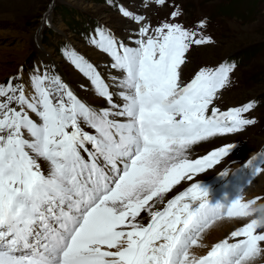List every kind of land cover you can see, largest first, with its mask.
Instances as JSON below:
<instances>
[{
    "label": "snow or ice",
    "instance_id": "obj_1",
    "mask_svg": "<svg viewBox=\"0 0 264 264\" xmlns=\"http://www.w3.org/2000/svg\"><path fill=\"white\" fill-rule=\"evenodd\" d=\"M98 34L94 42L122 73V105L91 64L69 58L116 111L96 110L48 74H34L30 91L0 84V264H251L264 252V215L233 231L235 242L203 256L193 249L206 247L217 221L253 216L255 200L243 202L242 192L213 198L202 183L167 198L232 148L190 159L193 145L256 123L244 116L252 103L210 111L235 65L201 69L185 83L186 53L211 38L168 23L152 35L142 27L134 48Z\"/></svg>",
    "mask_w": 264,
    "mask_h": 264
},
{
    "label": "rangeland",
    "instance_id": "obj_2",
    "mask_svg": "<svg viewBox=\"0 0 264 264\" xmlns=\"http://www.w3.org/2000/svg\"><path fill=\"white\" fill-rule=\"evenodd\" d=\"M145 3L142 0H0V68H9L6 76H3L4 79H9L8 75L12 74L13 82L17 83L19 75L23 73L22 80L27 84L34 74H45V61L41 60L38 53L43 49L42 58L54 64L57 74L48 75L56 76L61 81L65 78L77 80L81 85L80 81L83 79L78 72H82L69 58V54L74 53L85 61L90 58L86 61L89 64H102L108 53L94 42L100 38L98 31H103L123 45L129 44L134 48L138 46L136 41L141 39L139 32L142 27L147 26L149 35H152L156 28L165 23L178 24L194 32L197 38L208 37L213 41L210 44H193L190 47L186 53L185 65L181 69L182 81L190 82L201 69L214 70L224 64L235 65L234 71L229 74V83L217 93L214 106L220 111H228L245 107L249 103L254 105L250 112L244 114L246 118L256 121L254 125L237 133L211 138L213 142L199 143L201 152L232 146L230 153L203 172L201 177L215 175L209 183L213 184L218 177L232 168L223 171L234 161H239V165L244 161H247L246 164L251 163V171L253 167L264 168V149L261 151L264 145V0H166L163 6L153 0H145ZM121 9L127 10L133 17H143V22L136 23L132 17L124 16ZM177 11L179 15L173 18L172 14ZM201 22L204 23L203 28L199 26ZM14 50H22L21 53H24L20 60L12 59L14 55L11 53ZM7 59L12 61L3 62ZM22 65L23 72H19L17 68L21 69ZM112 68L110 64L106 73L111 72ZM107 77L111 89L118 93L112 76ZM30 90L29 85L28 91ZM80 92L82 90L75 94L83 97ZM114 98L115 96L113 101ZM196 145L192 146L189 153H199L194 150ZM194 154H190L189 158L195 156ZM246 168L247 166L240 169L242 178L250 171ZM253 175L257 177L250 179V184L241 191L244 190L243 202L250 197L249 202L255 200L252 208L256 210L257 219L264 215V169L259 173L253 172L248 179ZM235 182L242 183L237 178L233 180ZM185 184L186 181L182 183V187ZM227 188L231 193V187ZM228 219L230 218L216 223ZM234 219L243 227V222L246 225L254 219V215ZM214 225L204 234V245L207 244L204 239L208 234L211 237V231L216 227ZM241 226L232 228L230 232L240 229ZM223 239L226 237L222 241ZM203 250L206 253L209 251L207 247H197L193 252L200 255ZM262 258L264 259V252L256 256L254 261ZM260 264H264V260Z\"/></svg>",
    "mask_w": 264,
    "mask_h": 264
},
{
    "label": "bare ground",
    "instance_id": "obj_3",
    "mask_svg": "<svg viewBox=\"0 0 264 264\" xmlns=\"http://www.w3.org/2000/svg\"><path fill=\"white\" fill-rule=\"evenodd\" d=\"M144 1L145 3V0H142ZM146 4V3H145ZM31 46V45H30ZM22 51V50H21ZM21 51L19 50H14V52H12L11 54L14 55V57H12V59L14 60H20L22 58V55L24 54L23 52L21 53ZM41 51V50H40ZM42 52L44 53V50L42 49L41 51V54ZM46 53V52H45ZM21 54V55H20ZM48 54V53H47ZM43 55V54H42ZM109 57L108 56H105L103 58V61H102V68L105 69V71L107 70V67H109L110 64H113L114 62H112L111 60L112 59H108ZM12 59H7L6 61H3V62H7V61H12ZM45 62V66L47 68V65L49 66V69H48V74L52 73L54 75H57L56 74V69H55V66L54 64L49 61V60H44ZM20 62V61H19ZM2 63V62H1ZM57 64V63H56ZM101 64V63H100ZM58 65V64H57ZM1 66V65H0ZM3 66V65H2ZM111 67V66H110ZM113 70V71H112ZM9 71V68H0V79L4 76L5 73H7ZM111 72H107V75H110L111 79L114 80V83H115V86L117 85L118 81H119V78L122 76V73L120 71H118L117 69H114L112 68L110 70ZM6 76V74H5ZM116 78V79H114ZM64 81H68L67 78L64 79ZM1 83V82H0ZM80 83L84 86V88L82 89V92H80L83 97L79 96L78 95V98H80L81 100H83L84 102H86L87 104L89 105H92L93 108H95L96 110L98 111H104V110H108V111H116V109H113L112 106L102 97H99L96 93H95V90L93 88V86L89 83H87L84 79L80 81ZM116 88L118 89V91L121 93V89L119 87L116 86ZM111 91L114 93V103L117 104V105H122L123 104V100L119 97L120 94L119 92L117 93L116 91L112 90ZM76 93V92H75ZM78 94V93H77ZM84 98V99H83ZM211 108V107H210ZM117 119H120V118H117ZM86 131H89L90 133H93L94 134V130L90 129V128H86L85 129ZM213 140V139H212ZM211 138L207 141V142H210L212 141ZM213 142V141H212ZM202 143V142H200ZM194 150H201L200 148V145L199 143L196 145V148ZM193 151V150H192ZM194 153V152H193ZM195 156H199V153H195L194 154ZM195 156H192L190 157V159L194 158ZM87 158V157H86ZM245 163H242V164H238V165H234V167H232L230 170H228L226 173L227 175H222L220 177H218L219 179L217 180V182L213 183V184H209L211 182L208 183L209 185V188L212 189V193L215 192V189L218 188V198L219 199H222V198H225V197H231V194H232V190H230L231 193H229V190L226 186V184H224L225 180L227 179H230L231 176L234 175V173H236V171L238 170H242L245 166H244ZM251 166V165H250ZM259 179V178H258ZM214 181V180H213ZM216 181V180H215ZM258 183V181L255 183V185ZM254 185V186H255ZM178 186V185H177ZM251 187V186H250ZM230 189V187H229ZM244 190H242L243 192ZM243 221V220H242ZM249 221V220H247ZM246 221V223H247ZM250 222V221H249ZM214 226L216 227H213L212 231H211V234H210V238H209V234H208V237L206 236L205 239H204V243L206 242L207 244L206 247L207 249L210 250V248L215 245L216 243L218 242H221L222 241V238L226 237V239L230 238V235H231V232L230 230L237 226H241L239 221H236L234 218H230L228 220H224V221H221L219 223H216ZM243 226H244V222H243ZM242 227V226H241ZM210 232V231H209ZM230 232V233H229ZM207 233V232H206ZM220 233V235L218 236V234ZM224 240V239H223ZM205 251L203 250V253L202 254H207L206 252L204 253ZM202 254H198V256H202ZM254 261V259H253ZM255 262V261H254Z\"/></svg>",
    "mask_w": 264,
    "mask_h": 264
}]
</instances>
